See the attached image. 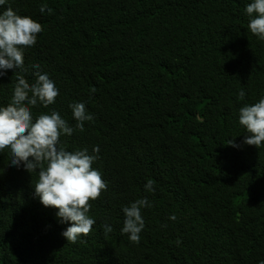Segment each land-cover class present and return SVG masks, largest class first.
<instances>
[{"label": "trees", "instance_id": "trees-1", "mask_svg": "<svg viewBox=\"0 0 264 264\" xmlns=\"http://www.w3.org/2000/svg\"><path fill=\"white\" fill-rule=\"evenodd\" d=\"M248 2L7 0L0 6L41 25L24 63H39L58 94L47 107L31 106L33 116L58 111L74 129L59 137L68 150L98 145L92 167L107 185L89 200L90 231L69 242L61 235L68 222L34 195L36 171L9 166L7 150L0 152V264L264 260V142L227 144L247 134L239 107L264 95V40L247 29ZM40 5L51 11L41 13ZM14 71L0 76V104L10 102ZM71 101H84L92 114L83 130L74 127ZM148 178L152 192L143 187ZM141 196L152 206L141 210L145 226L132 242L120 232L121 208Z\"/></svg>", "mask_w": 264, "mask_h": 264}, {"label": "clouds", "instance_id": "clouds-1", "mask_svg": "<svg viewBox=\"0 0 264 264\" xmlns=\"http://www.w3.org/2000/svg\"><path fill=\"white\" fill-rule=\"evenodd\" d=\"M6 3L7 0H0V6ZM39 10L41 13L51 11L44 5H40ZM244 12L249 17L247 29L257 39L264 40V0H250L245 4ZM40 31V23L31 16L20 15L10 6L0 10V76L7 69L15 70L10 102L0 104V152L7 150L9 166L23 168L29 173L36 171L38 178L33 184L34 195L44 206L56 208L55 214L60 222H68L61 235L67 241L75 242L95 223L94 217L89 215V200L96 199L107 185L99 170L92 167L98 158V145H93L91 152L86 147L68 150L59 137L71 135L73 126L54 109L35 116L31 112V106L40 104L47 107L54 103L58 94L54 81L47 72L40 70L39 63L29 66L24 63L25 48L36 42ZM25 72L34 77L31 83L23 75ZM236 96L238 100L242 99L244 89H238ZM68 107L76 129L83 130V122L93 119L92 114L86 111L84 101H71ZM238 121L247 134L240 142L230 138L227 144L236 148L242 144L259 147L264 142V95L254 103L239 107ZM153 184V179L148 178L143 187L152 192L155 190ZM151 206L147 196L122 205L120 232L126 233L128 240L138 242L145 226L141 210ZM168 218L175 220L176 216L171 213ZM101 227L105 233L112 229L108 223ZM258 264H264V260Z\"/></svg>", "mask_w": 264, "mask_h": 264}]
</instances>
